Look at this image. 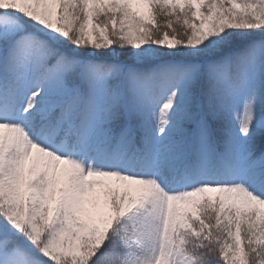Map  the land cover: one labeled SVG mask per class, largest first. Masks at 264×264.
Returning <instances> with one entry per match:
<instances>
[{
  "label": "snow or ice",
  "instance_id": "1",
  "mask_svg": "<svg viewBox=\"0 0 264 264\" xmlns=\"http://www.w3.org/2000/svg\"><path fill=\"white\" fill-rule=\"evenodd\" d=\"M0 264H264V0H0Z\"/></svg>",
  "mask_w": 264,
  "mask_h": 264
}]
</instances>
